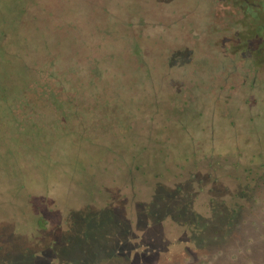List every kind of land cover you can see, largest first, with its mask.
Listing matches in <instances>:
<instances>
[{
	"label": "rangeland",
	"instance_id": "obj_1",
	"mask_svg": "<svg viewBox=\"0 0 264 264\" xmlns=\"http://www.w3.org/2000/svg\"><path fill=\"white\" fill-rule=\"evenodd\" d=\"M235 2L0 0V84L87 95L0 109V264H264V0Z\"/></svg>",
	"mask_w": 264,
	"mask_h": 264
},
{
	"label": "trees",
	"instance_id": "obj_2",
	"mask_svg": "<svg viewBox=\"0 0 264 264\" xmlns=\"http://www.w3.org/2000/svg\"><path fill=\"white\" fill-rule=\"evenodd\" d=\"M235 1L240 5H246L247 3V0ZM244 9L246 13L244 12L243 15L251 18V14L247 13L248 8L246 7ZM242 18H244V16ZM233 22L243 25V19ZM47 65H49V67L45 69L47 72L44 76L45 70H43V68L35 66V69L40 73L37 75L31 66H28V64L23 62L21 68L25 70L27 75V77H24L23 79H29L26 81L24 80V83L19 81V88L21 89L19 91L17 90V78L14 79L12 83L7 80L1 81L0 109L2 111L7 110V112L12 114V118L18 128L22 126L26 127L28 124H31L34 127H38L40 123L46 124V117L59 124L62 123L61 119L59 120L58 118L59 115L63 119L67 118L66 121L77 122V111L75 110L76 102H79L78 100H80L86 105L83 100L84 96L87 95L81 94V89L86 85V82L74 80L70 75L67 78H61L58 74L60 66L57 64L52 65L50 62H47ZM27 70H29V75L27 74ZM41 80H43V82ZM24 84L27 88L23 90ZM8 85L13 86V91H11V93L9 92ZM36 88L39 89V92L34 96L31 91H35ZM86 109L89 113V105L86 106ZM70 113L72 114L69 119L68 115ZM99 118L102 119V116H99ZM3 122L4 118L0 117V126L6 125V123ZM90 122L91 120L88 121V123Z\"/></svg>",
	"mask_w": 264,
	"mask_h": 264
}]
</instances>
